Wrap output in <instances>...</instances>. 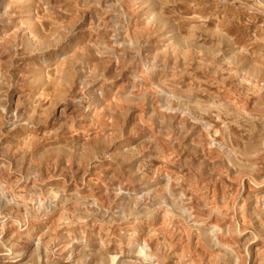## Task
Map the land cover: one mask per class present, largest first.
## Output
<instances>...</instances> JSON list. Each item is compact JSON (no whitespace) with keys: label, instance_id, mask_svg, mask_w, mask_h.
<instances>
[{"label":"rangeland","instance_id":"1","mask_svg":"<svg viewBox=\"0 0 264 264\" xmlns=\"http://www.w3.org/2000/svg\"><path fill=\"white\" fill-rule=\"evenodd\" d=\"M0 264H264V0H0Z\"/></svg>","mask_w":264,"mask_h":264},{"label":"bare ground","instance_id":"2","mask_svg":"<svg viewBox=\"0 0 264 264\" xmlns=\"http://www.w3.org/2000/svg\"><path fill=\"white\" fill-rule=\"evenodd\" d=\"M46 56V55H45ZM167 211V210H166ZM169 214V213H168ZM4 221V220H3ZM146 256V255H145Z\"/></svg>","mask_w":264,"mask_h":264}]
</instances>
